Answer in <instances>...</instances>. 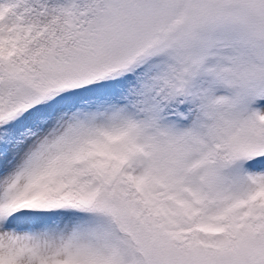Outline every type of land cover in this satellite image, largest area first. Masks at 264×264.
I'll return each instance as SVG.
<instances>
[{
    "label": "snow or ice",
    "instance_id": "snow-or-ice-1",
    "mask_svg": "<svg viewBox=\"0 0 264 264\" xmlns=\"http://www.w3.org/2000/svg\"><path fill=\"white\" fill-rule=\"evenodd\" d=\"M0 264H264V0H0Z\"/></svg>",
    "mask_w": 264,
    "mask_h": 264
}]
</instances>
